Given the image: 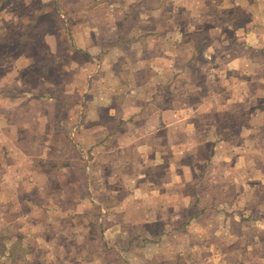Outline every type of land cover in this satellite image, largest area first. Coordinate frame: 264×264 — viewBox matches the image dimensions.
Listing matches in <instances>:
<instances>
[{
    "label": "crops",
    "instance_id": "0c3cea01",
    "mask_svg": "<svg viewBox=\"0 0 264 264\" xmlns=\"http://www.w3.org/2000/svg\"><path fill=\"white\" fill-rule=\"evenodd\" d=\"M15 1L18 0H0V39H5L6 20L18 13ZM23 1L30 10L31 20L46 10L40 9L45 0H37L38 6H33V0ZM239 1L221 0L220 7H236ZM132 2L137 6L132 7L127 1L120 9L113 7L116 3L106 7V15L111 17L106 21L110 33L107 45L97 44L95 28L90 29L87 37L82 32L85 40L77 45L86 49L85 62L97 63L93 55L99 47L106 53L101 57L106 68L99 83L95 78L96 86L94 82L91 84L87 116L76 138L82 149L91 152L92 171H84L78 149L66 150L64 142L51 139L43 116L38 127L28 120L11 118L16 112H26L34 106L33 100L24 103L33 96L32 92H19L20 96L12 90L0 91V241L4 242L0 256L3 258L10 255L8 258L13 259L19 251L25 255L27 250L26 256H40L41 264H219L218 257L228 254L225 244L217 256L216 250L195 249L192 242L188 243L195 231L193 228L188 231L187 227L197 216L193 213L198 204L193 202V181L199 175L194 171H208L199 168L195 157L208 160L209 156L200 157L197 151L204 143L211 147V155H219L226 142L233 141L237 150L244 139L235 130L221 139L199 135L197 127L224 128L223 94L234 90L232 99L235 88L247 89L252 82L260 84L252 69L264 67V60L247 53L248 49L256 53L264 49V39L256 33L259 28L254 25L257 19L251 17L247 26L233 28L224 26L215 17L217 23L202 29L198 23L181 24L173 17L176 12L172 15L162 7V0L154 6L149 5L151 0ZM249 7L252 6H246ZM95 9L96 6L87 11L88 19ZM117 12L122 16L120 24ZM198 12L206 15L204 11ZM58 13H61L59 8ZM204 30L214 35L213 38L205 39ZM243 30L248 35L243 39L247 42L246 51L221 56V46L236 45L228 37L229 32L242 34ZM126 49L133 50L135 55L127 54ZM183 49L186 50L182 52ZM242 55H247L244 64ZM29 59L25 56L19 61L15 59V63ZM8 75L18 76V69L9 71ZM184 94L196 96L197 105H192L191 98L189 106L182 105L179 98ZM37 99L44 101V94ZM237 116L242 117L240 113ZM230 122L231 126L225 127L235 129L243 127L246 120L237 124L233 116ZM263 126L264 123L259 130ZM258 141H249L255 142L250 145L253 154L250 152L249 160L241 151L229 164V171H236L241 163L245 166L241 171L252 169L246 175H257L263 165L257 162L261 155ZM230 204L221 200V231H216L223 234L221 238L225 241L241 234L246 228L243 223L252 224L239 218L235 224L238 230L227 226L233 224L228 223L225 212ZM205 206L211 205L206 202ZM97 208H108L110 213L108 226L98 238L87 233L91 221L86 218ZM6 224L15 230L13 234L5 231ZM73 234L77 237L74 249H63L55 238L63 235L65 239ZM12 240L15 245L9 247L7 242ZM22 240L34 247L26 244L24 250L17 249ZM263 246L264 241L258 245L259 249ZM256 255L257 252L249 253L244 260L242 252L237 251L243 264H264Z\"/></svg>",
    "mask_w": 264,
    "mask_h": 264
},
{
    "label": "rangeland",
    "instance_id": "374dc122",
    "mask_svg": "<svg viewBox=\"0 0 264 264\" xmlns=\"http://www.w3.org/2000/svg\"><path fill=\"white\" fill-rule=\"evenodd\" d=\"M127 1L132 3V7L137 6L136 2H132L134 0H45V4H40V9L46 8V10L40 11L42 15L38 12L37 16L34 15L33 20H31L32 16L30 10L26 9L25 2L18 0L14 2L18 13L14 16L10 15L6 20L8 25L7 30L4 32L5 39H0V91L7 89L8 92L12 90L15 92L14 95L20 96L22 95L19 92H32L33 94L32 97H27L28 100H24V103L33 100L31 103L34 106L26 112H16L11 118L14 120H28L38 127L40 126L39 119L43 116L42 120L47 122L44 126L48 127L51 139L54 142H64V149L66 150L75 152L74 149H78L84 162V171L87 172L92 171L94 166L93 163L90 164L91 152L86 148L82 149V146L76 142V138L83 120L87 116L88 101L92 91L90 89L91 84L94 81L96 82V79L98 80L97 84L99 83L101 73L106 68L103 64L104 59L101 58L106 53L104 48L100 51L101 48L99 47L97 48L98 54L93 55L96 57L97 63L85 62L87 59L84 54L86 49L83 47L79 49L77 45L85 40L82 32L87 33V37L91 28H95L94 34L97 44L107 45L110 33L106 21L111 17L106 15V7L116 3L113 7L120 9L123 5L125 6ZM157 2L158 0H151L149 5L154 6ZM33 3V6H38L37 0H33ZM239 3L245 4L241 6ZM220 5L221 0H162V7L172 15L176 12L177 14L173 17L181 24L198 23L202 29H207L208 26L217 23L215 17L221 19L224 26L226 24L233 28L235 26H247L251 22H249V19L254 17V19H257L254 25L259 28L256 33L262 35L261 39H264V0H241L236 7L230 5L228 9H222ZM247 5L252 7L246 8ZM94 6L97 9L93 12V16L88 19L90 14L87 11L94 8ZM58 8L63 15L58 13ZM198 10L204 11L206 15L201 16ZM119 13L117 12V18L120 24L122 16H119ZM3 25L5 26V23ZM246 32L244 33V30L242 34L241 31L239 34L229 32L231 36L228 37L234 40L236 45L224 44V46H221V50L219 49L221 56L227 57L241 51L245 52L247 42L243 39L248 36ZM234 34L237 36L233 37ZM202 36L207 39L209 37L213 38L214 35L204 30ZM200 39L204 40L202 37ZM126 50L127 54L135 55L133 50ZM185 50L183 49L182 52ZM93 51L95 53V50ZM247 53L255 54L258 58L261 57L264 60V49L259 50L257 53L255 50L248 49ZM25 56H28L31 60L15 63V59L19 61ZM241 59L243 64L246 63L247 55H242ZM126 66H130L129 63ZM15 68L18 69L19 75L9 76L8 72L11 70L15 72ZM252 71L257 73L260 84L252 82L247 89L235 88L237 90H235L232 99L230 98L234 90L233 93H231V90L226 93H224V89L221 90L224 93L221 98V107L225 109V112H221V123L223 122L224 128L217 129L214 128L215 125L213 128L210 126L197 127L199 135H208L211 138L219 136L221 139L222 136L226 137L235 130L239 137L241 138L242 135L244 139L241 149L238 147L239 150L233 148V141L226 142L227 144L222 146L219 151L215 150L220 153L219 155L216 153V155H211V147H209V144L204 143L199 146L197 151H199L200 157L209 156L208 160L204 161L198 156L195 157V162L199 164V168L201 170L206 168L208 171H194L198 173L199 178L195 177L193 181L195 187L193 202L199 205L197 204L193 209L194 215H197L195 221L187 227L188 231H192V228L195 231L193 240H188V243L192 242L195 249L204 250L209 247L211 251L216 250L215 254L217 256L221 255V247L224 244L227 245L225 251L228 254L223 253L222 256L218 257L219 264H243V261L237 256V251L242 252V259L244 260L248 258L249 253L255 254L256 252L258 256L255 257L258 260H264V246L261 249L258 247L264 241V176H262L264 175V129L259 130L262 123H264V67L257 66ZM95 82L94 86H96ZM42 93L45 100L43 99L44 101L41 102L37 97ZM189 99L192 105H197V97H190L186 94L179 98V102L184 106H189ZM224 99L227 101L223 102ZM237 113H240L242 117H238ZM250 113H253V115H250ZM233 116L237 124L246 120L243 127H238L239 129L226 128L228 125L231 126L230 119ZM248 124H251V126ZM257 139L259 140L257 146L261 148V155L257 162L263 163V165H260L257 175L252 177L246 175V173H249L246 171L252 169H247L245 172L241 171L245 169V166L241 163L236 171H229V164L234 162V157L238 158L237 156L241 151L244 153V157L249 160V157L253 154V151H249L250 145L257 142ZM250 140H255V142L249 143ZM238 146H241V144ZM244 146H247V148L244 149ZM247 149L249 152L246 151ZM71 161L69 160V162ZM222 168H225L226 171H222ZM200 169L197 168V170ZM188 185L191 186V183L188 182ZM198 185H202L201 188ZM221 200L231 202L225 212L229 216L228 223L233 222V224H227V226L238 230V225L235 224H237L239 218L252 223H243L246 228H243L242 233L238 234L235 239L232 237L226 239L227 243L221 238L223 234L219 233V235L216 232L221 231ZM206 202L211 206L206 207ZM4 212L7 213L6 218H9L8 212ZM184 212L185 210H182V213ZM109 214L108 208H97L96 211L93 210L92 214L87 215L86 218L91 221L90 225L88 224L87 233L97 238L100 237L108 226L106 223ZM218 218L220 223H218L219 220L217 221ZM9 227L6 224L5 231L8 235H11L15 230L12 231ZM25 229L23 228L22 231ZM55 238L57 242L61 243L63 249L66 247L74 249L76 247L77 240L75 238L77 237L74 234L73 236H66L65 239H63V235L59 238L56 235ZM257 241L259 242L255 243ZM7 244L10 247L14 246L15 242L13 240L8 241ZM26 244L28 243L22 240L18 243L17 249L24 250ZM2 245H4V242L0 241V247ZM28 245L34 247L31 244ZM3 251L0 249V254ZM26 253L22 255L19 251L13 259L0 256V264H41L40 256L35 254L33 257H27ZM37 253H39V250ZM46 260L47 258L44 259V262ZM248 261L249 259L246 263Z\"/></svg>",
    "mask_w": 264,
    "mask_h": 264
},
{
    "label": "trees",
    "instance_id": "16d2710c",
    "mask_svg": "<svg viewBox=\"0 0 264 264\" xmlns=\"http://www.w3.org/2000/svg\"><path fill=\"white\" fill-rule=\"evenodd\" d=\"M8 257H11L10 255Z\"/></svg>",
    "mask_w": 264,
    "mask_h": 264
}]
</instances>
